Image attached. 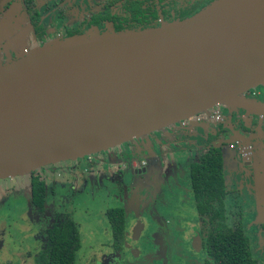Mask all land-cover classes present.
<instances>
[{"label": "water", "instance_id": "95a60500", "mask_svg": "<svg viewBox=\"0 0 264 264\" xmlns=\"http://www.w3.org/2000/svg\"><path fill=\"white\" fill-rule=\"evenodd\" d=\"M264 0L158 28L89 32L0 65V180L76 161L224 105L264 115Z\"/></svg>", "mask_w": 264, "mask_h": 264}, {"label": "rangeland", "instance_id": "374dc122", "mask_svg": "<svg viewBox=\"0 0 264 264\" xmlns=\"http://www.w3.org/2000/svg\"><path fill=\"white\" fill-rule=\"evenodd\" d=\"M7 36L5 33L0 37V43L6 40L14 44L0 53V65L16 60L15 54L24 48L39 47L38 41L28 35L18 43L12 34ZM252 92L264 95V86ZM209 113L205 111L199 117L203 119ZM186 123L188 128L178 123L138 140L137 143L148 146V151L133 158L138 169H144L141 172L131 167V157L124 161L115 157L114 162L104 164L114 153L128 152L125 146L94 154L96 164L84 157L36 171L46 183L48 206L56 208V212L66 209L81 231L83 253L79 264L85 260L92 264L89 258L95 250L103 247V243L108 244L104 229L109 226L106 213L111 208H122L125 213L126 264H201L202 245L188 166L205 147L201 144L191 149L185 137L197 136L201 126L193 120ZM195 127L191 136L188 131ZM261 147L257 145L250 167L244 166L237 149L229 150L224 145L222 154L226 187L230 190L226 196L228 211L243 214L244 233L254 256L264 264V148ZM30 182V174L0 180V258L17 252V257L24 260L30 245L40 241L37 229L29 228L35 224ZM14 243L21 245L14 249Z\"/></svg>", "mask_w": 264, "mask_h": 264}, {"label": "flooded vegetation", "instance_id": "af4514ba", "mask_svg": "<svg viewBox=\"0 0 264 264\" xmlns=\"http://www.w3.org/2000/svg\"><path fill=\"white\" fill-rule=\"evenodd\" d=\"M215 1L217 0H0V37L4 36L5 33L8 34V36L12 34L17 40L16 43H18L19 40L28 35L29 38L33 37V39H36L38 41L37 45L42 47L51 41L82 36L89 32H93L94 30L103 34L105 32L153 29L165 24L188 19L207 8ZM9 42L10 41L4 40L0 43V53L7 52V48H10V46L14 44ZM27 51L28 50L24 48L22 49V52L16 53L14 57H16V55L20 57ZM252 90L246 95L248 96L247 99L254 103L264 102V95H257L252 92ZM208 111H210V113L203 119L200 118V114H198L178 122L181 123L184 128H188V123L186 122L189 120H193L201 126L200 129L195 127L190 128L188 131V133L193 136L195 134V129H197V136L190 138V136L187 135L185 137V140L190 142L191 149H196L197 146L201 144L205 147L203 153L196 156L195 160L192 161L190 165L196 162L210 148H220L222 152V147L228 145L229 150L237 149L244 160V166L250 167L252 164L250 160L254 155L257 145H262L261 149L264 148V115L238 107H227L224 105L213 107ZM248 118L251 119L250 122H246ZM157 132L158 131L149 135L153 136V134ZM140 139L141 138L119 145L125 146L130 152L124 150L119 154L114 153L104 160V164L114 162L115 160L113 159H116L115 157H118L123 161L128 160V157H131V167L137 169L139 172L144 171V169H138L137 163L134 162L135 159H133L140 156L143 152L148 151V146L137 143ZM108 151H110V149L106 152ZM93 155L94 154L87 157L96 164L97 161L94 160L92 157ZM190 165L188 166V175ZM50 166L51 165L46 167ZM36 171L30 174V201L31 184L33 180H37L38 182H42L45 186V202L42 208H38L37 206H34L31 201L34 216L32 219H34L33 222H35V224L31 225L29 228L37 229L36 236L40 235V241L34 246L30 245V248L26 251V257L24 260L17 257V252H9L11 257L5 259L0 258V264H43L42 258L49 246L50 233L55 229L60 230L65 222H67L66 224L71 223L76 226L80 235L82 248L81 231L79 230L78 225L72 221L71 216L66 213V209L62 212H59L60 210H57L56 212V208L48 206L49 196H47L48 192L46 183L36 174ZM223 174L226 189L224 200L226 224L231 229L240 230L245 235L244 226L241 222L243 214L240 211L238 213L228 211L226 196L229 194L230 190L226 187L224 164ZM231 192L233 191L231 190ZM111 209H109V211ZM122 211L124 213L123 209ZM106 216L109 226L105 228L104 231H106L105 234H108L109 237L108 244L103 243L104 246L96 250L93 248L95 253H93L89 259L92 264H126L125 261L128 249L126 248L125 213L123 237L120 240L113 237V228L108 216V211ZM197 217V228L199 229L198 234L200 235L203 255L201 264H205L206 256L202 244L203 230L198 214ZM118 243L120 244L117 245ZM20 245L21 244L19 243H14V249H17ZM81 248L77 252L76 264L80 263L81 254L83 253ZM250 250L252 257L257 259L259 264H261V260L254 256L251 247ZM1 251L3 252V250ZM94 261H96V263ZM84 264H88L86 260L84 261Z\"/></svg>", "mask_w": 264, "mask_h": 264}, {"label": "trees", "instance_id": "16d2710c", "mask_svg": "<svg viewBox=\"0 0 264 264\" xmlns=\"http://www.w3.org/2000/svg\"><path fill=\"white\" fill-rule=\"evenodd\" d=\"M223 162L221 149L212 147L189 168L190 187L203 230L205 264H259L252 257L247 237L226 224ZM31 201L34 206L43 207L45 186L42 182L32 181ZM108 216L113 237L120 240L123 237L124 213L122 209H111ZM66 223L60 230L50 233L43 264H76L77 252L81 248L80 235L76 226Z\"/></svg>", "mask_w": 264, "mask_h": 264}, {"label": "crops", "instance_id": "0c3cea01", "mask_svg": "<svg viewBox=\"0 0 264 264\" xmlns=\"http://www.w3.org/2000/svg\"><path fill=\"white\" fill-rule=\"evenodd\" d=\"M263 123H264V121H263ZM263 126V125H262Z\"/></svg>", "mask_w": 264, "mask_h": 264}]
</instances>
